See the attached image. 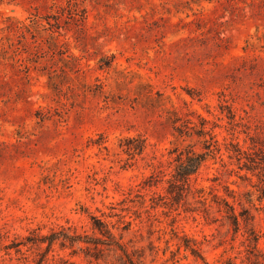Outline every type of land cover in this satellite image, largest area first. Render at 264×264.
I'll return each mask as SVG.
<instances>
[{
	"label": "rangeland",
	"instance_id": "1",
	"mask_svg": "<svg viewBox=\"0 0 264 264\" xmlns=\"http://www.w3.org/2000/svg\"><path fill=\"white\" fill-rule=\"evenodd\" d=\"M201 118L219 149L175 199L173 149H204ZM92 214L137 264H264V0H0V264H128L35 241L98 235Z\"/></svg>",
	"mask_w": 264,
	"mask_h": 264
},
{
	"label": "trees",
	"instance_id": "2",
	"mask_svg": "<svg viewBox=\"0 0 264 264\" xmlns=\"http://www.w3.org/2000/svg\"><path fill=\"white\" fill-rule=\"evenodd\" d=\"M105 59V58H104ZM105 64H110V60H103ZM174 111V110H173ZM176 112V111H174ZM200 126L194 128V132L198 136H204L203 139V150H197L192 144L188 143L182 148L179 145L175 146L173 149L176 152L174 160V171L172 172V177L169 178V186L167 187L168 192L172 193L173 197L182 198L183 196L188 195L192 188L193 184L191 182V177L195 174L199 168L202 166L204 161L206 160L209 153H211L214 149H219L218 139L216 138V133L213 132V126H207V120L205 118H201ZM186 123H182L180 125L174 126V128L178 131L179 135L190 134ZM209 135L207 138L206 136ZM144 145L141 146H128V149L135 150H142ZM236 154L240 159L242 157V153H245L244 150L237 148ZM248 160L257 161L253 156L250 154L246 155ZM195 192L199 193V196L203 202V209L206 213H208L209 208L206 204L207 197L204 196V187H195ZM228 196H231L235 200V195L231 192H227ZM212 201L216 202L218 211H223L225 214L224 216L228 220V222L233 226L234 230L237 231L240 227V221L246 226V230L248 232L249 238L254 240L258 239V234L254 227V214L251 212L250 208L246 207L245 205H241V208L237 210L236 206L231 203L227 197L214 193ZM210 205V204H209ZM92 227L97 230L98 235L84 238L79 233L76 232H69L65 230L60 231H53L49 234H42L36 233L35 241L45 242L47 241V250L50 249L51 245L59 241L61 246H73L76 243L81 241L87 243V247L93 251H87V254L93 255L94 257H99L103 252L104 248L120 250L121 257H125L124 262L128 264H137L134 260L130 257V254L125 246V244L119 241L114 232L111 229L110 224L102 219L101 217L92 214ZM193 253L198 254L196 248L192 246H187ZM72 252H76L75 248H73ZM43 259V258H42ZM42 261V260H41ZM41 261L39 263H41Z\"/></svg>",
	"mask_w": 264,
	"mask_h": 264
}]
</instances>
